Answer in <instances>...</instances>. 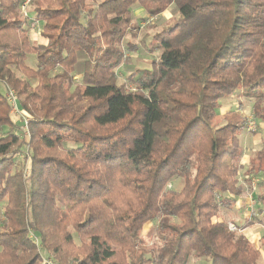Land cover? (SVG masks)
I'll return each mask as SVG.
<instances>
[{"label": "trees", "instance_id": "16d2710c", "mask_svg": "<svg viewBox=\"0 0 264 264\" xmlns=\"http://www.w3.org/2000/svg\"><path fill=\"white\" fill-rule=\"evenodd\" d=\"M25 1L0 0V264H257L264 236L219 214L242 176L256 191L238 228L264 227V141L244 166L246 118L214 122L239 97L264 125V0H29V17ZM135 5L177 18L119 83Z\"/></svg>", "mask_w": 264, "mask_h": 264}, {"label": "rangeland", "instance_id": "374dc122", "mask_svg": "<svg viewBox=\"0 0 264 264\" xmlns=\"http://www.w3.org/2000/svg\"><path fill=\"white\" fill-rule=\"evenodd\" d=\"M98 0H95L97 2ZM139 8L137 5L134 7ZM135 11V10H134ZM25 14L26 16L29 15V6L25 8ZM134 15V13H133ZM142 18L144 20L140 21L138 20V17L134 15V20H133V26H134V31H132L127 37L124 38L122 45L123 47L126 46V44L131 43L137 46L136 52H131V53H126L123 61L121 62L120 66L117 68V77H118V82L123 83L128 75L131 73L135 72L136 70H143L146 69L150 66L151 61L156 60L159 58L161 51L157 49L156 46H154L153 43V36L162 30L168 29L171 27L174 23V21L177 18V11L175 6L171 5L167 10H165L161 15L157 18H146L145 15H142ZM145 19H147L145 21ZM38 31H39V26L36 27L34 26L31 33L30 37L41 43L43 40L38 37ZM143 46L144 47H150L153 48L152 52H145L143 51ZM78 67L81 69V66L78 65ZM130 87V86H127ZM251 102L245 101L242 98L239 97H231L227 99L221 100V111L219 113L218 118L215 120L214 123H217L218 125H223L225 123V117L224 113L227 111H234L236 110L240 116L246 118V127L245 130H243L240 134V144L244 148V153L245 156H252L254 152H256L261 145V142L264 141V125L262 123H257L254 122L250 115V109H251ZM250 122L253 123V125L250 126ZM23 164H26L25 161ZM27 167V166H26ZM244 178L241 176L239 177V185L242 187V194L236 199L237 202L241 199L242 197H246L249 194L250 188L248 185L244 182ZM259 180V178H256ZM168 188L173 190V191H179L182 186L183 182L181 179H173L170 181L168 184ZM234 210L233 215L228 216L227 210H221L220 211V216H223L224 219L227 221H231L234 224H237L235 222L241 220L240 214H237V210ZM233 210H229L230 212ZM252 210V209H251ZM250 210V211H251ZM226 214V216H225ZM1 218V214H0ZM155 226V223H150L145 226L144 228V234L152 229V227ZM258 236L262 237L264 234V231H259L256 232ZM74 238V243L78 244L75 235L73 236ZM257 240V239H254ZM259 242V241H257ZM255 246V245H254ZM256 247V246H255ZM258 248L259 244H258ZM260 258L257 262V264H261V261L263 260V253L262 251L260 252ZM53 259V263L57 264ZM41 264V262L39 263ZM187 264H209V261L206 258H198V259H189Z\"/></svg>", "mask_w": 264, "mask_h": 264}, {"label": "crops", "instance_id": "0c3cea01", "mask_svg": "<svg viewBox=\"0 0 264 264\" xmlns=\"http://www.w3.org/2000/svg\"><path fill=\"white\" fill-rule=\"evenodd\" d=\"M133 13L138 18H141L142 15H143L142 9L140 7L136 8V9L134 8L133 9ZM38 37H39V35H38ZM148 68H146V69H148ZM249 158H250V156H245V153H244V156L242 158V164L244 166L248 162ZM248 187L250 188L249 194L246 197H242L241 199H243V200H241V201L239 200V202H237V200H236V202L234 203V205L230 209V210L236 209L237 210V214L238 213L240 214L241 220L235 222L237 224H234V223H232L229 220L228 221L226 219L225 220L227 221V224L228 223L233 224L237 228L238 232L242 233L252 243L253 246L255 245L256 246V247L254 246L255 248H258V244H259V247H260V241H261V238L264 236V234L262 235V237H260V236H258V234L256 232L264 231V227H262L260 225H254V226H251L250 228H244V229H241V230L238 228V227H240L243 224L244 220L249 218L251 211L254 209V204H255L254 195H255L256 189L253 190L251 188V186H249V185H248ZM227 212H228V216L234 214V210H233V212L232 211L230 212L229 210H227ZM225 216H226V214H225ZM220 217L223 218V216H220ZM254 239H257V240H254ZM257 241H259V242H257ZM263 255H264V253H263ZM261 264H264V256H263V260L261 261Z\"/></svg>", "mask_w": 264, "mask_h": 264}, {"label": "built area", "instance_id": "2783aa9c", "mask_svg": "<svg viewBox=\"0 0 264 264\" xmlns=\"http://www.w3.org/2000/svg\"><path fill=\"white\" fill-rule=\"evenodd\" d=\"M28 3H29V0H26L25 3H24V4L22 5V7H21L22 13H23L24 15H26V14H25V8L28 6ZM38 35H39V33H38ZM6 98H7L8 102H9L10 105H11V114H12L13 116L18 115V111H17V108H16V104H15V100H14V94H13V92H12V91L8 92V93L6 94ZM22 124H23V126H22L23 134H24V136H25L26 138H28L29 134H28V129H27L26 121L23 120V119H22ZM251 125H253L252 122H250V126H251ZM251 188H252L253 190L255 189V181H254V180H252V182H251ZM227 225H228V229H229V231H231V232H237V231H238L237 228H236L233 224L228 223ZM41 264H54V263L52 262L51 259L44 258V259L41 260Z\"/></svg>", "mask_w": 264, "mask_h": 264}]
</instances>
